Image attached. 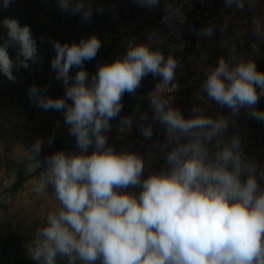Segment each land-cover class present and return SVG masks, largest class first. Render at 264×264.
<instances>
[{"label":"clouds","instance_id":"obj_1","mask_svg":"<svg viewBox=\"0 0 264 264\" xmlns=\"http://www.w3.org/2000/svg\"><path fill=\"white\" fill-rule=\"evenodd\" d=\"M11 2L3 0L0 7L6 10ZM224 2L228 7L234 0ZM235 2L243 8V0ZM138 3L151 8L159 0ZM56 4L83 21L93 15L92 0ZM0 25L7 30L0 38V74L15 83L14 70L42 60L30 26L11 18ZM203 31L210 35L212 28ZM52 45L51 71L64 96L53 98L46 95L47 86L34 84L28 97L44 111L63 112L77 151L60 150L41 161V139L27 150L28 159L43 167L35 192L45 194L51 187L58 202L27 243L28 257L36 264H264V169L245 158L238 135L224 138L228 118L199 109L185 118L172 106L167 93L177 87L174 56L165 58L133 38L123 57L98 65L89 78L83 65L96 58L102 46L98 36ZM149 74L160 78L149 95L153 119L165 126L173 146L165 154L168 167L142 178L143 159L115 151L106 133L122 111L124 94L134 95ZM202 91L233 116L247 108L251 117L264 121V111L255 107L264 97V72L251 60L219 58L206 71ZM119 123L121 129L132 128L129 117ZM141 133L151 138V125L141 126ZM54 139L49 137V145ZM137 187L138 193L128 191Z\"/></svg>","mask_w":264,"mask_h":264},{"label":"rangeland","instance_id":"obj_2","mask_svg":"<svg viewBox=\"0 0 264 264\" xmlns=\"http://www.w3.org/2000/svg\"><path fill=\"white\" fill-rule=\"evenodd\" d=\"M94 2L97 5L92 16H96L98 23L86 27L73 41L69 40V43L79 42L93 34L101 40L96 58L83 65L89 78L98 65L123 57L133 38L136 43L159 49L165 58L174 56L177 68L173 83L177 87L167 93L173 97L172 106L185 118L194 114L193 109L213 118H228L224 138L238 135L245 158L264 169V135L252 128L254 118L248 114L249 110L242 108L233 116L230 109L208 99L202 91L206 71L214 68L221 57L251 60L257 68L264 63V0H243V8H238L235 0L228 7L224 0H159L151 8L141 6L138 0ZM98 7L103 11L97 12ZM208 27L212 28L210 35L203 31ZM44 64L48 69L42 79L38 75L42 72L39 64L34 65V70L31 67L14 70L15 83L0 74V264H36L28 257L26 245L47 213L58 207L51 187L45 194L35 192L34 185L43 167L37 168L28 159L27 150L41 139V161L60 150L77 151L75 138L70 135L56 143L68 133L62 111H44L30 100L23 107L10 106L4 101L6 96L28 100V89L34 84L39 88L47 86L48 96L63 97L64 88L55 79L51 62L44 59ZM77 71L72 68L70 75L74 77ZM159 80L153 75L147 77L132 97L130 112L111 120V129L106 133L108 144L115 151L133 152L143 159L142 178L168 167L165 154L173 146L167 141L165 126L153 119L149 95ZM261 103L262 99L255 107L259 109ZM145 114L147 119H141ZM123 117L131 118V130L121 129L119 121ZM147 125H151L153 133L148 139L141 133V126ZM53 135L55 139L49 145V137ZM19 172H23L26 180L16 188ZM128 191L138 193L139 188Z\"/></svg>","mask_w":264,"mask_h":264},{"label":"trees","instance_id":"obj_3","mask_svg":"<svg viewBox=\"0 0 264 264\" xmlns=\"http://www.w3.org/2000/svg\"><path fill=\"white\" fill-rule=\"evenodd\" d=\"M94 1L95 0H92L93 8L97 5V2ZM2 3L3 0H0V5H2ZM4 18L16 19L22 26H30L33 38L37 41L38 55L42 60V63H38L42 70V72L38 73L40 79H42L43 74L46 73L48 69L44 64V59L51 62L52 58L55 56L52 41L58 40L61 43L69 42V40L73 41L82 34V31L86 27L98 23L96 16H92L89 21H83L79 15H73L70 12H62L57 6L56 0H12L6 10L0 7V21ZM6 31L7 30L0 25V38L6 37ZM8 51L10 56L14 58L15 51L13 49H9ZM31 68L34 70V65H31ZM257 70L264 72V63H262ZM150 76L152 75L149 74L144 77L141 83H145V79ZM141 87L142 84L136 90V93L139 92ZM134 95L124 94L122 98V111L118 117H122L130 112L133 105L132 97ZM261 99L262 103L258 110L264 111V97H261ZM4 101L10 106L23 107L28 104L29 99L27 100V98L19 96H6ZM252 128L260 131V133L264 135V121L254 119ZM68 138L69 133H65L56 140V143ZM25 180L26 177L23 176V172H19V178L15 187L19 188ZM260 183L264 186V180H261Z\"/></svg>","mask_w":264,"mask_h":264}]
</instances>
